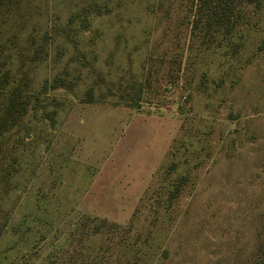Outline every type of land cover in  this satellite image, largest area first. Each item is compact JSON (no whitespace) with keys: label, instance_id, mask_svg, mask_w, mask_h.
I'll return each instance as SVG.
<instances>
[{"label":"rangeland","instance_id":"374dc122","mask_svg":"<svg viewBox=\"0 0 264 264\" xmlns=\"http://www.w3.org/2000/svg\"><path fill=\"white\" fill-rule=\"evenodd\" d=\"M219 1L0 0V264H264V0Z\"/></svg>","mask_w":264,"mask_h":264},{"label":"trees","instance_id":"16d2710c","mask_svg":"<svg viewBox=\"0 0 264 264\" xmlns=\"http://www.w3.org/2000/svg\"><path fill=\"white\" fill-rule=\"evenodd\" d=\"M238 0H221L213 9V23L220 24L226 11H230L233 3ZM236 5V3H235ZM228 17V15H226ZM8 84V72L5 70L2 60H0V135L8 127L16 123L17 119L25 112L27 101L22 99L18 89L10 92L6 91Z\"/></svg>","mask_w":264,"mask_h":264},{"label":"built area","instance_id":"2783aa9c","mask_svg":"<svg viewBox=\"0 0 264 264\" xmlns=\"http://www.w3.org/2000/svg\"><path fill=\"white\" fill-rule=\"evenodd\" d=\"M168 87H171V86H168Z\"/></svg>","mask_w":264,"mask_h":264}]
</instances>
